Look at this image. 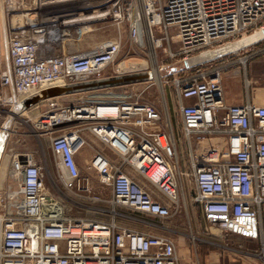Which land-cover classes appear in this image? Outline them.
<instances>
[{
    "label": "built area",
    "instance_id": "1",
    "mask_svg": "<svg viewBox=\"0 0 264 264\" xmlns=\"http://www.w3.org/2000/svg\"><path fill=\"white\" fill-rule=\"evenodd\" d=\"M84 4L1 0L9 61L1 76L0 111L8 109L12 117L45 89L99 81L93 77L116 62L121 39L65 53L61 33L73 26ZM91 6L96 22L124 23L132 43L149 47L150 56L153 49L156 59L162 51L173 60L162 68L175 71L181 65L173 79L174 99L189 149L192 202L200 206L206 229L261 244L257 256L264 264V106H227L219 69L186 65L191 57L264 29V0H99ZM27 7L34 9L32 17L23 13ZM34 128L48 138L56 172L48 182L47 163L12 156L9 175L18 192L10 184L0 194V264H181L172 237L121 211L161 220L180 207L179 142L167 100L159 106L103 94L74 104L55 101ZM211 136L222 138L224 146L202 145ZM78 210L100 216L75 215Z\"/></svg>",
    "mask_w": 264,
    "mask_h": 264
},
{
    "label": "rangeland",
    "instance_id": "2",
    "mask_svg": "<svg viewBox=\"0 0 264 264\" xmlns=\"http://www.w3.org/2000/svg\"><path fill=\"white\" fill-rule=\"evenodd\" d=\"M84 4L80 9L75 11V17L72 19V27L66 28L70 32V36L65 39L67 48L65 53L77 50H87L93 43L108 39H121L122 51L119 54L115 63L110 65L105 71L93 77V79L112 80L122 77L135 76L124 82L108 83L103 86L94 87L92 92H72L69 94H62L56 97L41 99L38 103L20 111L18 114H12L8 119L0 124V194L5 193L6 187L11 184L12 177L9 175L11 151L15 149L17 139H21V135L17 138V132L25 131V139H29V143L34 142L39 147V156L43 158L44 151H49L50 142L45 135H42L34 128V123L45 112L50 110L51 105L56 101L60 104H74L82 97H89L96 95L101 98L104 92H118L129 96V99L137 100L140 102L155 103L156 105L163 106L166 98L168 106H170V98L174 99L175 89L173 79L178 75L176 73L179 68L174 71L171 67L162 68L163 64L171 63L173 60L164 59V54L159 51L157 57V64L161 66L160 73L163 80V86H158L152 69V58L150 56V48L140 47L132 43L129 39L127 26L123 23L120 26L110 24L107 22L99 21H77L82 18L93 17L96 10L93 6L99 0H81ZM91 5H89V2ZM34 12L33 8H28L23 13H29L28 16L32 17ZM76 21V22H75ZM88 27L89 29H84ZM78 28V29H75ZM85 30V31H84ZM75 33H73V32ZM87 42V46L83 48L77 47L76 42ZM93 44L91 46H93ZM95 45V44H94ZM173 49H178V43L172 45ZM59 53L60 51H55ZM119 68V71L116 69ZM162 90V91H161ZM164 93L162 94V92ZM172 123L175 126V121L179 115V109L175 111L170 110ZM33 126V128H32ZM80 126H82L80 124ZM86 128L85 126H82ZM177 132V131H176ZM87 138H92V134L88 129L81 131ZM29 135V136H28ZM28 137V138H27ZM179 142V158L180 167L178 171L179 180L183 179V189L180 191V207L176 210L173 208V215L167 219H154L143 214L132 213L128 209H122V212L131 213L138 219H141L151 224L157 225L158 229L151 230L155 233L166 234L172 237L177 245V250L181 256V264H208L207 255L211 253H218L225 256H231L235 259L230 262L226 259V264H240V258L243 257V243L227 235L215 227L206 229V222L202 216L201 208L198 204L192 202L195 194L194 179L191 173L189 149L181 131L176 133ZM21 142V140H20ZM98 142V141H97ZM100 144V143H99ZM211 144L224 146L223 139L217 136L209 137L202 145L208 146ZM103 146V145H102ZM138 175V174H136ZM139 178H142L138 175ZM94 185L99 184L94 181ZM105 197H110V191L105 190ZM88 204V203H85ZM92 207H102L104 204H88ZM75 215L98 217L94 212L85 210L74 211ZM125 225L138 230H147L144 225L122 221ZM199 225V226H198ZM161 226V227H158ZM149 230V229H148ZM256 255L261 252V244L257 243ZM243 259V258H242Z\"/></svg>",
    "mask_w": 264,
    "mask_h": 264
},
{
    "label": "crops",
    "instance_id": "3",
    "mask_svg": "<svg viewBox=\"0 0 264 264\" xmlns=\"http://www.w3.org/2000/svg\"><path fill=\"white\" fill-rule=\"evenodd\" d=\"M94 44H96V42ZM75 45L79 48H83L88 44L87 42L84 43L82 41V43L76 42ZM91 45L88 49L92 47ZM245 57H248L247 62L242 61ZM8 61V43L5 31V18L2 13L0 0V83L2 72L8 66ZM205 66L216 67L219 69L221 84L224 88V99L227 106L237 104L243 105L246 103H251L256 106H264V40L239 52H235L208 62ZM186 102L190 103L192 100H186ZM177 108V101L170 98L169 109H173L175 111ZM9 115L10 113L8 109L0 111V124L6 121ZM174 131L175 134L179 133V131L182 132V119L180 112L175 121ZM20 135L21 139H17L15 149L11 151V158L13 155H17L20 159L25 161L27 155H32L34 160L47 163L49 182L51 175L56 172L54 154L50 145L49 151H44V156L41 158L39 156V147L36 146L34 142L29 143V139H25V131H22L21 133L17 132V138H19ZM88 139L95 147H101L99 141L95 137H88ZM107 154L111 157L114 156L111 151H107ZM136 178L140 180V178ZM180 182L183 186V179ZM190 200H192V197ZM260 219L264 231V205L261 209ZM232 237L243 243V257L241 256L240 258V264H262L261 259L256 255V253H254L256 252L254 249L257 247L256 241L234 234H232ZM207 259L208 264H226V259L230 262L235 258L231 256L227 257L218 253H211L210 255H207Z\"/></svg>",
    "mask_w": 264,
    "mask_h": 264
},
{
    "label": "water",
    "instance_id": "4",
    "mask_svg": "<svg viewBox=\"0 0 264 264\" xmlns=\"http://www.w3.org/2000/svg\"><path fill=\"white\" fill-rule=\"evenodd\" d=\"M252 35L247 37L246 39H240L238 41L223 45L221 47H217L215 49H212L208 52L196 55L194 57H191L187 60L186 65L189 67H194L197 65L205 64L211 61H214L216 59H219L221 57L227 56L229 54L239 52L245 48H248L262 40L261 39H251ZM135 76H128V77H122L119 79H112V80H101V81H95L88 84H80L75 86H67V87H51L48 89H45L42 91L41 95L34 96L27 98L24 101V104L26 107H30L36 103H38L41 99L50 98V97H56L60 96L65 93H71L78 90L88 89V88H94L98 86H103L108 83H115V82H124L131 79H135Z\"/></svg>",
    "mask_w": 264,
    "mask_h": 264
},
{
    "label": "bare ground",
    "instance_id": "5",
    "mask_svg": "<svg viewBox=\"0 0 264 264\" xmlns=\"http://www.w3.org/2000/svg\"><path fill=\"white\" fill-rule=\"evenodd\" d=\"M92 20H94V18L93 17H89V18H82V19H78L77 21H81V22H87V21H92ZM73 21V20H72ZM74 22V21H73ZM76 22V21H75ZM75 29H78V28H75ZM84 29H89L88 27H84ZM85 31V30H84ZM73 32V31H72ZM69 34H70V32L69 31H63L62 33H61V37L63 38V39H67L68 38V36H69ZM250 36V35H249ZM249 36H246V37H244V38H242V39H246L247 37H249ZM264 37V29H262V30H259V31H257L256 33H254V34H252V38L251 39H253V40H255V39H261V38H263ZM150 39V38H149ZM159 44V43H158ZM156 47V46H155ZM151 58H152V69H153V73H154V78H155V80H156V82H157V84H158V86L160 87V89H161V87L163 86V80H162V78H161V73H160V66L157 64V60H156V57H155V53H154V50L153 49H151ZM162 91V90H161ZM105 94H107V95H109V96H111V97H120V96H122V94H120V93H118V92H104ZM164 93V91L162 92V94ZM163 100H164V102L166 103V100L164 99V97H163ZM209 139V138H208ZM207 139V140H208ZM211 145H214V144H211ZM209 146V145H208ZM11 186L13 187V189H14V191H15V193L17 194V192H18V184H17V182L15 181V179L14 178H12V181H11Z\"/></svg>",
    "mask_w": 264,
    "mask_h": 264
}]
</instances>
